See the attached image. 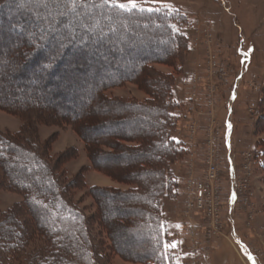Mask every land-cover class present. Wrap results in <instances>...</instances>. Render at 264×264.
Here are the masks:
<instances>
[{"label":"trees","instance_id":"trees-1","mask_svg":"<svg viewBox=\"0 0 264 264\" xmlns=\"http://www.w3.org/2000/svg\"><path fill=\"white\" fill-rule=\"evenodd\" d=\"M85 2L93 6L60 16L70 0H0V68L14 66L7 76L32 92L8 100L0 79V109L22 120L16 132L0 129V193L22 197L0 212V264H111L114 256L126 264H173L162 217L176 186L170 168L184 153L168 130L187 51L185 16ZM128 84L147 99L108 95ZM40 125L77 133L89 166L70 175L79 150L55 153L58 134L41 140ZM90 171L130 188L90 186ZM83 191L96 206L92 215L76 200ZM124 238L138 251L122 247Z\"/></svg>","mask_w":264,"mask_h":264},{"label":"rangeland","instance_id":"rangeland-1","mask_svg":"<svg viewBox=\"0 0 264 264\" xmlns=\"http://www.w3.org/2000/svg\"><path fill=\"white\" fill-rule=\"evenodd\" d=\"M138 5L185 16L181 32L187 51L182 55L179 73L175 76L174 104L170 110L172 128L168 130L170 136L183 146L184 153L170 168L176 186L164 204L162 217L165 240L177 245L169 247L173 264H252L248 259L250 253L264 264V221H259L264 214V202L260 198V192L263 195L264 190L256 185L258 181L264 185V142L257 140V136L264 133L258 130V122L264 115V0H155L148 4L138 0ZM13 55H16L14 51ZM241 55L250 60L245 68ZM156 69L164 74H174L168 66L157 65ZM13 70L14 66L9 64L0 68V79L8 85L5 97L11 99L12 93L31 95L30 90L17 85L23 81L7 76V72ZM240 76L242 79L237 82ZM31 81L24 82L30 84ZM236 83L235 103L230 101L228 104V96L233 93ZM108 95L139 102L147 99L144 92L131 84L112 89ZM231 105L230 119L235 129L228 134L223 124L228 119ZM74 108L80 110L78 105ZM21 126L22 120L18 116L0 109L1 130L16 132ZM54 134H58L53 148L55 153L70 148L80 152L79 157L68 165L70 175L89 166L84 143L71 128L39 126L41 140ZM226 136H229L235 157L240 192V199L232 206L228 197L231 181L224 146ZM210 166L217 172L218 211L214 224L203 215L186 214L187 183L205 180ZM97 175L102 174L88 172V184L106 186L104 182H98ZM104 179L114 185L111 187L130 188L110 178ZM76 200L84 213H95L94 201L84 191L77 193ZM21 201L18 194L1 192L0 212ZM138 239L146 242L143 237ZM121 246L132 252L138 251L134 239L124 238ZM111 264L126 263L114 256Z\"/></svg>","mask_w":264,"mask_h":264},{"label":"built area","instance_id":"built-area-1","mask_svg":"<svg viewBox=\"0 0 264 264\" xmlns=\"http://www.w3.org/2000/svg\"><path fill=\"white\" fill-rule=\"evenodd\" d=\"M236 81L238 82V79ZM237 84L238 83H236L233 87H236ZM216 180V169L215 167L210 166L205 180H190L187 183V215H192L194 217H197L198 215H203L206 218L211 219L212 224L217 222L218 200L216 197L215 189ZM230 181L231 190L228 197L229 203L232 206L235 205V203L240 199L236 170L232 174Z\"/></svg>","mask_w":264,"mask_h":264},{"label":"crops","instance_id":"crops-1","mask_svg":"<svg viewBox=\"0 0 264 264\" xmlns=\"http://www.w3.org/2000/svg\"><path fill=\"white\" fill-rule=\"evenodd\" d=\"M251 51H253V48H252ZM241 57H242V61H243V67L245 68L246 64L250 61L249 60V57H244L242 55H241ZM240 79H242L241 76L238 77V80H240ZM233 89H235V92L232 91L233 93H230L231 95L228 96L227 102L229 104V102L231 101L230 103L233 102V105H234L235 98H236V94H237L236 93V89H238V86L234 87ZM233 105L230 106V108L228 110L229 111L228 112L229 113L228 119L223 124L224 125V129H225V132L228 133V134H231L233 132V130L235 129V125H233L232 120L230 119L231 113H232V109H233ZM257 140H261V141L264 142V133L259 134L257 136ZM224 146H225V149H226L227 171H228V176H229V179H230L231 176H232V174L236 170V166H235V157L233 155V150L231 148V143L229 142V136H226L225 141H224ZM104 177H106V176H104V175H97V178L96 179L99 180L98 182L99 183H103L104 182L106 184V186H97V187H111V186H114L111 182H108L106 179H104ZM256 185H259V188L264 190V185L260 181H258V183H256ZM262 193L263 192H260V194H261L260 195L261 196L260 198L263 199V202H264V194L262 195ZM257 195H258V193H257ZM261 215L262 216L259 218V221H261V220L264 221V214L262 213ZM262 230L264 232V229H262ZM249 257H251V259ZM248 259H249V261L252 264H260L258 262L257 256L254 255L253 253L248 254Z\"/></svg>","mask_w":264,"mask_h":264},{"label":"snow or ice","instance_id":"snow-or-ice-1","mask_svg":"<svg viewBox=\"0 0 264 264\" xmlns=\"http://www.w3.org/2000/svg\"><path fill=\"white\" fill-rule=\"evenodd\" d=\"M70 3L72 6L68 8V11H60L59 13H57V15L65 16L68 14V12H75L77 6L82 5L85 8H90L93 6L90 2L86 3L85 0H70ZM144 3L145 4L155 3V0H144ZM105 5H107L110 8H118L121 10H138L141 12H144V11L151 12L154 10L152 7H147V8L140 7L138 5V0H127V2H120V0H102L101 5H97V7H103ZM49 15H51V13H49ZM79 15L80 13H76L77 17H79ZM165 247L175 248L177 247V245L176 244H166ZM249 258L251 259V257Z\"/></svg>","mask_w":264,"mask_h":264}]
</instances>
